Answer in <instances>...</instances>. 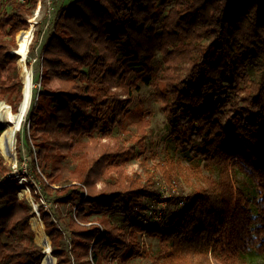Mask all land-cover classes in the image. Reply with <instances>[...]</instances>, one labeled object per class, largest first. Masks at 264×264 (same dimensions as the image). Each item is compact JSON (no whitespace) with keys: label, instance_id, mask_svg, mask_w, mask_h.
<instances>
[{"label":"trees","instance_id":"obj_1","mask_svg":"<svg viewBox=\"0 0 264 264\" xmlns=\"http://www.w3.org/2000/svg\"><path fill=\"white\" fill-rule=\"evenodd\" d=\"M169 1L74 0L43 49L42 88L27 124L36 149L33 179L54 198L52 208L39 209L59 264H130L137 257L132 264H212L210 250L221 264H248L247 256L264 255V0H178L165 15ZM37 2L0 0V99L14 111L23 83L12 51ZM245 50L261 59L254 79L244 72L251 57ZM180 62L189 63L185 73H170ZM54 81L60 87H49ZM139 82L163 101L169 139L190 164L187 178L205 184L172 194L163 209L153 206L162 196L157 181L143 182L138 173L128 182L101 175L110 186L101 192L90 183L102 164L120 165L142 146L144 127L129 145L86 143L123 124ZM65 159L74 168L63 179ZM11 172L0 155V264H40L44 254L29 223L34 212ZM239 173L258 196L237 186ZM144 232L159 239L152 254L141 243Z\"/></svg>","mask_w":264,"mask_h":264},{"label":"rangeland","instance_id":"obj_2","mask_svg":"<svg viewBox=\"0 0 264 264\" xmlns=\"http://www.w3.org/2000/svg\"><path fill=\"white\" fill-rule=\"evenodd\" d=\"M72 1L74 0H38L33 14L28 19V24H30V22L32 21L36 25L35 35L31 44V46L34 47L33 50L30 48L29 57L27 58V63L31 68H33L35 80V96L36 92L42 88L40 81L42 70L41 55L43 49L45 45H47L51 35L54 32V24L61 9L71 4ZM174 7H180V4L178 5V0H170L167 6L165 8H162V12L167 15V13H169V11ZM18 33L19 31L16 35V42ZM246 51H248L250 54ZM251 52L253 51L245 50L241 54L243 57H246L247 55H251ZM163 59V54L161 52H157L156 58L154 60L155 63L157 62V64H160L162 63ZM249 59L250 60L244 72L245 74H247L248 78L254 79L258 75L261 59L257 54H252ZM162 65L165 64L163 63ZM188 65V62H180L178 68H176V66H174L173 68L171 67L169 69V72H179L181 74H184ZM15 76L19 77L23 83V76L19 64V58L15 69ZM116 85L117 84H114V89ZM49 87L56 89L60 87V83L54 81L50 84ZM123 97H126V94H124ZM126 104H128L127 100L124 101V105ZM51 105L52 103L50 101H48L47 104H44V111ZM128 105L129 111L124 116L123 124L119 125L118 123H116L113 132L109 136H102L100 133H97L96 139L86 143L89 146H94L95 142H97L98 148H100L104 143H110L111 145H114L118 141H126L125 145H129L134 142L137 137L138 139L140 138V136H137V134L140 133L139 128L144 127V138H141L140 140V144H142V146H136L135 152L130 157H128V160H124L120 165L102 164L99 170H97V173L94 174L93 178H91L90 180L92 190L94 189L95 191L101 192L110 187L107 185L109 183L107 179L104 180V178L101 177V175L105 173L111 174L113 177H115L116 181L119 180L116 178L121 176L127 182L129 181L132 174L138 173L140 174L143 182L150 179L157 181V185L162 189V196L153 200V206H155V208L163 209L167 207L168 199L172 194H181L182 192L189 194L194 188L205 185L202 180L195 179L196 175L191 176L190 179L187 178L190 175V164L186 160L181 159V153H177L173 148L174 145L169 139L168 117L166 112L163 110V101L155 95L153 88L150 85L139 82L138 89L134 91L133 100ZM29 115L30 112L22 124V130L18 134L17 163H10L5 158L1 150L0 155L4 157L7 165L12 169L11 173H15V175L18 174L19 178L21 179H23L24 177L27 178V180L23 179L24 185L19 182L22 188H30L28 183L32 181L38 188L39 195L41 196V201L38 202L39 205L45 203L48 208H52V206L55 205L52 202L54 198H52L51 196H47L40 187V183L36 182L32 176L33 174L31 163L33 156L31 152H35L36 149L33 145V139L31 140L30 138V125L29 123L27 124ZM57 131L58 130L56 128L54 134H56ZM54 134L51 133L50 136H53ZM135 135L136 138H133L135 137ZM42 139L43 135L39 133L34 138V141L35 143H37L38 141H42ZM86 140H88V138H86ZM52 151H54V147L51 148V151L49 150V152L54 155ZM96 154L99 155V152H96ZM96 154L92 153L91 151H89V153H86L88 157L93 155L95 156ZM68 160L69 159L63 160L61 164L63 179H66L70 174V170L74 168V165L68 162ZM204 174H207V172L204 171ZM1 180L2 178H0V181ZM237 180V186L245 190L248 194H250V196H252L251 194H256L257 196L258 193L260 194V190L255 184L251 182L248 177H246L245 174L239 173L237 176ZM123 183L125 182L123 181ZM124 187H126V185H124ZM19 192V198H24L20 197ZM30 196L33 200L36 201L31 190ZM24 199L32 208L29 197L25 196ZM182 202L183 200H181V204ZM34 241L35 243H37L35 240V233ZM158 242L159 239L157 237H150L146 232L141 235V243L145 247V249H147V252L149 254L154 253L158 249ZM208 256L209 261L212 264H221V262L214 257L211 250L208 252ZM139 259L140 257L131 259L130 264L138 262ZM246 260L248 264H264V255H249L246 257Z\"/></svg>","mask_w":264,"mask_h":264},{"label":"bare ground","instance_id":"obj_3","mask_svg":"<svg viewBox=\"0 0 264 264\" xmlns=\"http://www.w3.org/2000/svg\"><path fill=\"white\" fill-rule=\"evenodd\" d=\"M35 31L36 25L32 21L28 27L19 30L17 47L12 51L19 55V64L23 76L22 100L18 109L14 111L11 104L6 100L0 99V126L5 128L0 134V150L5 158L13 164L17 163L18 134L22 130V124L31 111L35 99L33 68L27 63ZM29 189L28 187L22 188L19 195L24 198L25 196L29 197L34 212L33 216L30 218V224L34 230L36 242L44 250L45 258L43 264H58L52 252L51 239L46 232L44 221L40 216V205L31 198V189Z\"/></svg>","mask_w":264,"mask_h":264},{"label":"built area","instance_id":"obj_4","mask_svg":"<svg viewBox=\"0 0 264 264\" xmlns=\"http://www.w3.org/2000/svg\"><path fill=\"white\" fill-rule=\"evenodd\" d=\"M38 12H39V10H38ZM12 174H14V175H15V173H10V174H9V176H10V175H12ZM15 176H16V178L18 179V181H19V182H21V183H22V185H24V184H23V179L27 180V178H26V177H24L23 179H21V178H19V175H18V174H17V175H15ZM3 179H4V178H2V180H3ZM2 180H1V181H2ZM1 181H0V182H1ZM37 189H38V188H37ZM38 192H39V191H38Z\"/></svg>","mask_w":264,"mask_h":264},{"label":"water","instance_id":"obj_5","mask_svg":"<svg viewBox=\"0 0 264 264\" xmlns=\"http://www.w3.org/2000/svg\"><path fill=\"white\" fill-rule=\"evenodd\" d=\"M13 53H15V52H13ZM38 211H39V209H38ZM42 251H43V254H44V250H42ZM44 258H45V255H43V258H42L40 264H43V260H44ZM55 258H56V257H55ZM56 260H57V258H56Z\"/></svg>","mask_w":264,"mask_h":264}]
</instances>
